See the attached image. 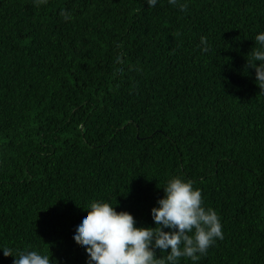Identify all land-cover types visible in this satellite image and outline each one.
Wrapping results in <instances>:
<instances>
[{
	"label": "trees",
	"instance_id": "1",
	"mask_svg": "<svg viewBox=\"0 0 264 264\" xmlns=\"http://www.w3.org/2000/svg\"><path fill=\"white\" fill-rule=\"evenodd\" d=\"M261 31L264 0H0V247L86 264L87 205L154 227L178 176L222 224L196 264H264Z\"/></svg>",
	"mask_w": 264,
	"mask_h": 264
},
{
	"label": "clouds",
	"instance_id": "2",
	"mask_svg": "<svg viewBox=\"0 0 264 264\" xmlns=\"http://www.w3.org/2000/svg\"><path fill=\"white\" fill-rule=\"evenodd\" d=\"M39 3L46 4L47 0ZM157 3L146 0L149 7ZM168 3L176 5L177 0ZM180 7L181 11L186 8ZM62 15L65 20L71 18L66 12ZM255 42L258 47L246 68L254 69L255 83L264 90V31L256 34ZM201 44V51L206 52L203 38ZM162 188L163 197L150 209L154 227L135 226L130 213L117 212L109 203L94 201L87 205L71 231L87 254L86 264H179L181 258L196 264L217 240L224 238L220 217L203 206L201 191L191 181L174 176ZM156 250L166 255L157 258ZM0 251L5 257H13V264H55L47 249L25 250L16 256L10 248L0 247Z\"/></svg>",
	"mask_w": 264,
	"mask_h": 264
}]
</instances>
